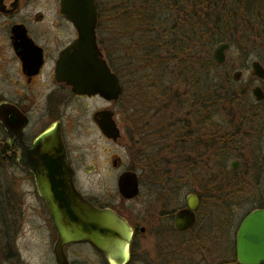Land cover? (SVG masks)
<instances>
[{
    "label": "flooded vegetation",
    "instance_id": "obj_1",
    "mask_svg": "<svg viewBox=\"0 0 264 264\" xmlns=\"http://www.w3.org/2000/svg\"><path fill=\"white\" fill-rule=\"evenodd\" d=\"M94 1L97 11L96 42L101 56L116 73L121 85L120 93L114 99L99 93H78L70 83L57 78V66L62 54L78 36L75 23L61 11V0H0V103H5L0 109V151L11 181L20 183V201L13 200L16 191L8 188L5 195L8 205L2 208L7 209L8 213H15V208L20 207L25 213V220L28 214H32L28 217L31 222L22 227L23 248L15 243L6 244L3 256L8 264H200L202 207L196 192H186L183 203L178 206L162 203L161 206H143L141 212L132 213L126 212L121 205L106 204L88 196L78 185L79 170L75 155L77 140L89 136L95 129L100 138L120 142L128 148L130 140L126 128L134 125L142 139L140 131L144 127L140 125L147 122L151 124L155 113L149 111L142 119L138 116L133 119L124 112V3L133 9L141 0ZM166 11L173 15L182 10L170 7ZM197 12L200 16V4L197 5ZM114 44L118 50L117 68L108 56V48ZM120 109L121 115L118 116ZM102 110H111L112 118L120 129V135L115 140L105 135L99 126L98 119L102 118V114L97 112ZM51 128L58 129L60 133L68 163L73 170L75 186L98 207L109 206L127 220L131 235L126 256L118 253L110 255L87 240H60L51 210L37 184L44 165L35 144L39 136ZM143 136H146L144 132ZM263 154L264 148L259 151V160L264 164ZM113 159L116 162L112 160V165L119 168L122 165L121 157ZM233 159H238L237 167L230 166L237 170L241 159L236 156L231 161ZM253 165L254 160H251L249 170ZM261 179L262 175L256 183ZM261 182L258 194L262 204H252L235 222V257L219 260L218 264H242L235 252L236 232L246 214L256 208H264V177ZM140 188L139 177V192ZM188 193H195L198 197V204L194 208L195 219L191 225L179 228L174 222L175 215L186 205ZM210 223L207 221L206 229H211ZM220 224L218 235L221 236L225 229ZM17 230L14 236L19 233ZM147 235H150L151 241L145 247ZM229 242L226 244L231 245ZM22 249L25 255L21 253Z\"/></svg>",
    "mask_w": 264,
    "mask_h": 264
},
{
    "label": "trees",
    "instance_id": "obj_2",
    "mask_svg": "<svg viewBox=\"0 0 264 264\" xmlns=\"http://www.w3.org/2000/svg\"><path fill=\"white\" fill-rule=\"evenodd\" d=\"M124 4V112L142 119L153 111L157 118L155 131L141 123L142 139L134 125L126 128L128 149L136 153L131 167L147 169L151 184L173 203L193 184L200 204L215 198L224 205L262 204L255 183L264 167V98L256 100L252 78L235 80L228 57L217 63L212 49L226 40L229 57H245L254 38L264 44V0H141L133 9ZM170 7L182 11L171 15ZM116 52V45L108 49L115 68ZM234 156L245 163L241 174L230 162L228 167Z\"/></svg>",
    "mask_w": 264,
    "mask_h": 264
},
{
    "label": "water",
    "instance_id": "obj_3",
    "mask_svg": "<svg viewBox=\"0 0 264 264\" xmlns=\"http://www.w3.org/2000/svg\"><path fill=\"white\" fill-rule=\"evenodd\" d=\"M61 11L70 18L77 28L78 36L62 54L57 66V78L72 85L78 93H99L108 99L117 98L121 85L117 75L101 56L96 42L97 19L94 0H61ZM72 49L69 52V49ZM230 48L226 40L218 42L212 49L213 59L224 63ZM252 72L264 79V65L254 58L250 61ZM242 69L233 71V78L239 80ZM251 92L256 100L264 98L263 88L255 84ZM5 103H0V109ZM98 119L103 133L112 139L120 135V129L112 118L111 110H102ZM2 118L5 124L4 118ZM264 138V128H263ZM43 161L37 184L40 194L47 202L60 240H87L110 255H127L131 228L127 220L109 206L98 207L74 184L73 170L68 163L58 129L51 128L36 141ZM264 159V154H263ZM114 163L116 162L113 159ZM238 159L231 161L236 168ZM45 167V169H44ZM120 195L130 199L139 192V176L134 169H125L117 177ZM264 191V185H263ZM198 204L195 193L186 195V205L175 215V225L187 227L194 222V208ZM235 252L242 264L264 262V208H256L241 220L237 232Z\"/></svg>",
    "mask_w": 264,
    "mask_h": 264
},
{
    "label": "rangeland",
    "instance_id": "obj_4",
    "mask_svg": "<svg viewBox=\"0 0 264 264\" xmlns=\"http://www.w3.org/2000/svg\"><path fill=\"white\" fill-rule=\"evenodd\" d=\"M246 1L248 2V0ZM253 3L252 8L257 6L256 2ZM254 39V48H252V50L250 49L249 54L245 57H243V55L239 52L233 54L232 57H229L227 52L226 58L228 57V65L233 66V70L240 68L242 69V75L244 77L252 78V86L254 84H260L263 86L264 79L254 75L250 67V61L254 58L260 60L264 64V44L261 43L260 39ZM123 40L122 45H125L126 32ZM115 45L116 44H114V46ZM111 48L112 47L109 46L108 49L110 50ZM116 54H118V52H116ZM119 113H117L118 116L121 115V109L119 110ZM143 115H145V113H143ZM164 115L165 111H161L160 115H158V119L159 117L163 118ZM153 116L151 118V126L153 131H155V127H157V118L156 115L154 117ZM157 141H159V139L155 140V142ZM76 144L77 149L75 150V155L79 170L78 185L85 194L103 203L121 205L126 212L138 213L142 211L143 206H161L162 203L173 207L178 206L183 203L185 193L193 190V184L185 185L181 190L178 200L173 203L172 198H167L164 196V192L159 190L158 187L155 188L153 184H151V178L148 174V170L145 168L143 169L142 166H136L134 169L137 173L143 174V180L140 179L141 188L139 195L130 199L123 198L117 189V176L124 169H133L131 166L135 163L136 153L129 150L127 146L125 147L120 144V142L117 143L111 140L106 141L105 139L100 138L95 129H93L89 136L77 140ZM263 148L264 144H262L261 150ZM116 156H119L122 159V165L119 168H115L112 165V160ZM231 159H228V167ZM83 163L85 165H83ZM244 169L245 163L241 162L237 171L239 172L238 174H241V171ZM261 175L263 179L264 169L262 170ZM261 180L258 183H255L257 190H259ZM253 186V182H248V186H246L248 193H251L250 189H253ZM19 187L20 183L11 181V176L7 171L5 160L3 159L2 152L0 151V264H8V261H6L3 256L6 244H17L18 247L23 248L24 237L22 236V227L31 222L29 218L32 214H28L27 219L25 220V213H22L20 207L15 208V213H8L7 209L5 210L2 208L8 205L7 198L5 196L8 188L16 191L15 199L13 200L20 201ZM250 206L251 203H231V205H224L216 198L207 200L206 203L201 204L200 264H218L219 260L232 257L233 252H231L230 245H227L226 242L230 241L228 244H234L235 222L237 218L241 216ZM10 220L12 223L11 228H9ZM207 221L211 222V229H206L207 227L205 224ZM218 223H222V227L225 229L221 236L218 235V229H220ZM16 230L17 233H19L14 236L13 233ZM216 238H219V240H216ZM150 241L151 237L150 235H147L145 247ZM149 252H151L150 248ZM21 253L25 255L24 249H22Z\"/></svg>",
    "mask_w": 264,
    "mask_h": 264
}]
</instances>
